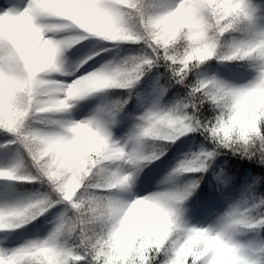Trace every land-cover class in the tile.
<instances>
[{
	"label": "snow or ice",
	"instance_id": "obj_1",
	"mask_svg": "<svg viewBox=\"0 0 264 264\" xmlns=\"http://www.w3.org/2000/svg\"><path fill=\"white\" fill-rule=\"evenodd\" d=\"M50 18H56L63 29L81 30L76 21L83 25L94 20L108 21L122 33L121 38L104 31L83 32L107 41L143 44L150 49L149 54L124 62L133 67L124 88L133 87L161 62L171 70L177 83L184 84L192 69L208 61V56L201 54L202 49H210L209 55L216 52L213 57L225 61H254L258 75L249 85L235 87L210 79L201 80L192 88L191 97L201 105L214 106V119L202 122L197 115H189V109H197V104L182 102L167 111H148L141 117L139 133L131 140L137 146L144 138L175 142L199 131L210 136L217 147L249 158L258 153L264 163V31L254 32V8L249 0H29L23 11L10 7L0 12V130L14 138L11 143L27 151L36 175L13 168L0 170V178L47 182L60 197L56 202L70 203L78 215L70 228L61 218L54 232L42 242L10 254L0 252V264H220L235 251L245 254L244 264H264V246L254 250L229 237L238 218L246 222V229L264 228V219L254 220L247 212L236 209L218 229L188 227L182 221V210L174 206L187 192H160L135 200L139 203H125L124 207H133V211L119 225L98 234L89 233L86 225L91 221L85 220L82 203L73 196L74 183L68 180L69 174L75 171L79 175L74 179L84 180L86 173L104 170L118 161L139 165L140 154L126 152L113 142L106 124L98 119H53V114L66 113L73 102L85 98L69 93L70 84L60 85L55 112L40 111L46 105L41 103L39 90L47 73L55 67L54 59L62 54L60 47L49 50L47 46V34L52 32L45 21ZM229 32H242L245 38L234 40L227 52H217L216 45ZM77 37L80 39L64 47L88 38L83 34ZM103 74L102 70L99 75ZM210 88L215 92H210ZM242 112L251 121L246 127L239 123ZM35 121L55 127L37 130L33 127ZM162 128L170 131L161 135ZM37 141L45 146L42 151L34 150ZM214 155L201 152L182 163L177 172H203ZM132 179L121 176L119 186H129ZM102 190L108 189H95ZM260 203L264 204V200ZM54 206L45 197L22 207L0 210V230L23 227L21 218H25L24 222L35 220ZM162 225L167 232L160 231ZM69 237L78 239L77 247L69 246Z\"/></svg>",
	"mask_w": 264,
	"mask_h": 264
},
{
	"label": "trees",
	"instance_id": "obj_2",
	"mask_svg": "<svg viewBox=\"0 0 264 264\" xmlns=\"http://www.w3.org/2000/svg\"><path fill=\"white\" fill-rule=\"evenodd\" d=\"M255 1V0H254ZM262 1L264 0H257ZM242 32H229L221 38L223 45H231L234 39L243 36ZM120 46V52L117 57L118 64L121 65L132 57H141L149 54L148 49L143 44L116 41ZM255 63L251 60H235L225 61L220 57H213L211 60L198 65L192 69L184 84H179L172 77L171 70L163 63L150 71L131 88H111L101 91L100 96L103 98L106 110L112 112L110 117L116 120L124 121L128 115L137 112V95L139 86L146 83L148 76L152 72L158 74V84L163 88L162 93V111L174 108L179 103H195L197 109H189V115L195 114L204 123L214 119L216 111L211 103L200 104L199 101L190 96V92L201 80H206L202 76L203 71H224L237 72L244 69L250 64ZM37 124H33L35 127ZM40 125V124H38ZM1 147L8 148L18 155V169L20 172L35 176L36 169L32 164L31 157L27 151L19 144L11 143L14 139L10 134L0 130ZM140 148L145 154H155L159 159L151 162H142L139 164L140 177L147 180L164 179L165 182L173 185V189L182 188L192 182L197 187L192 195L185 201L183 205L184 214L205 215L211 210L220 207L222 200L229 189L245 190L247 194V202L256 207L252 212L255 217L264 219V204L260 201L264 200V163L260 162L259 154L249 158L241 152H233L230 149L217 147V144L210 136H206L202 132L188 133L175 142L166 140H155L152 138H144L140 144ZM201 152H213L214 157L206 162V170L195 173H178L173 175L179 166L191 160L194 156ZM177 164V165H176ZM176 165V166H175ZM115 163L109 165L110 169L114 168ZM175 166V167H173ZM0 181L6 183L16 194L23 195V206L37 199L49 198L55 206L51 207L43 215L38 216L35 220L25 224L23 227L9 230H0V236L8 238L10 241L18 239L22 236L30 239L38 230H41L48 223L53 214L61 208L65 211L64 217H73L74 210L68 202H56L60 197L53 190L52 186L40 180L35 182H26L18 179L0 178ZM83 191V189L81 190ZM176 191V190H175ZM102 195L115 193L116 190L98 191ZM18 196V195H16ZM259 205V207H257ZM264 237V228H258ZM23 238V237H22ZM69 246L77 247L78 239L73 237L68 241ZM29 245V244H28ZM264 246V243L263 245Z\"/></svg>",
	"mask_w": 264,
	"mask_h": 264
},
{
	"label": "rangeland",
	"instance_id": "obj_3",
	"mask_svg": "<svg viewBox=\"0 0 264 264\" xmlns=\"http://www.w3.org/2000/svg\"><path fill=\"white\" fill-rule=\"evenodd\" d=\"M28 2L29 0H0V12L8 10L10 7H14L18 11H23ZM168 2L172 3L173 0H168ZM249 2L254 8V32L258 33L264 31V3L257 0H249ZM82 34L87 35L88 38L81 40L80 43H77L71 50L66 52L62 57L61 72L51 74L49 78L55 79L61 84H71L76 79L95 72L106 65L117 66V56L120 52L119 42H108L101 37L84 33L83 30L79 28L64 29L57 33H48L47 37L62 40L69 37H77ZM244 38L245 36L243 35L239 39L234 40L238 41ZM84 40H97L99 42L89 41L87 42L89 45H87L84 44L86 43ZM257 75L258 72L255 63L250 64L244 69L237 70V72L210 70L202 72V76L205 77L206 80L216 79L235 87H244L251 84L256 79ZM157 76V73L148 76L146 83L139 86L137 95L138 110L134 114L128 115L124 121L110 117L113 115L112 112L106 110L103 98L99 97L101 91L92 93L88 97L73 102V106L68 112L53 114L52 118L55 120H70L75 122L98 119L106 124L111 134L112 141L125 148L126 152H131L137 147V145L132 142L131 138L139 133L140 127L143 124L141 117L148 111H162L163 88L159 86ZM54 127V125L37 124L34 128L51 130L54 129ZM17 157V153L0 146V170L17 168L19 160ZM111 170H119L121 174L133 177L129 186L109 194V196H115L126 204H131L137 199L153 196L156 193L177 190L173 189L171 186L173 185L172 182L169 184L161 178L159 180L140 179L139 165H132L126 161L115 162V166L111 168ZM247 194L248 193L245 190L243 191V189H229L222 200V207L220 209L217 207L205 215L190 216L189 213L188 216L183 212L182 219L188 227L201 229H218L228 214L236 209H239L241 212H247L254 220L259 219L261 217L260 213H258L259 217H255V215L252 214V212L256 210V207L247 202ZM19 195L20 194H16L12 191L6 183H0V210L22 207L23 195ZM64 216V209L61 208L56 211L52 219L28 240L27 237H24L25 235L22 236L23 238L20 237L13 241L0 236V252L10 254L16 249L25 247L28 244L42 242L48 239ZM235 240L239 244L245 247H251L254 250L261 247L264 243L263 234L258 228L241 230L236 235Z\"/></svg>",
	"mask_w": 264,
	"mask_h": 264
},
{
	"label": "clouds",
	"instance_id": "obj_4",
	"mask_svg": "<svg viewBox=\"0 0 264 264\" xmlns=\"http://www.w3.org/2000/svg\"><path fill=\"white\" fill-rule=\"evenodd\" d=\"M76 23L83 30L89 31L92 34H95L97 31H104L109 36L115 38L122 37V33L108 21L94 20L90 21L87 25H83L79 21H76ZM45 26L48 27L52 33H57L61 30H64L62 26L56 22V18H50L49 20L45 21ZM79 39V37H69L66 39L57 40L47 37L46 43L49 50L60 47L62 54L54 59L53 63L55 67L47 73V76L43 81V85L39 90V94L42 97L41 103L46 105V107L40 109V111L55 112L56 102L62 89L60 88L61 83L55 79L49 78V76L51 74L61 72L62 57L76 44L73 43L71 47H64V45L70 41H77ZM229 46L230 45H223L220 40V42L216 45V51L227 52L229 50ZM210 51V49H202L201 54L208 56V60H211L213 56L216 55V52H212L211 55H209ZM102 70L104 71V74L99 75ZM132 72L133 67L131 65H125L124 63L117 66L106 65L95 72L76 79L70 84V87L67 91L73 95H84L85 97H88L90 94L100 92L104 89L124 88L125 81L129 78ZM209 91L215 92V89L210 88ZM239 123L242 127H246L251 123V121L247 118L246 113H241V120ZM33 124L39 123L38 121H35ZM36 129L40 130L39 128ZM168 131H170V129L167 128H162L160 130L161 135L167 133ZM33 147L34 150L39 152L42 151L45 146L41 142L37 141ZM132 151H136L140 154V163L151 162L155 159H159V156L155 154H145L140 148V145L134 148ZM153 157H155V159H153ZM193 166L195 167L196 165ZM176 174H178L177 170L175 173H173V175ZM78 175L79 174L74 171L73 173L69 174L68 180H71L74 183L73 196H78V202L82 203V210L86 213L85 220L91 221L86 225L90 234H98L102 231H105L106 229H111L112 227L119 225L124 219L128 217L129 213L133 211V207L125 208V203L115 196L102 195L98 191H95L97 188L120 190L122 189V187L119 186L121 176L130 175H123L119 170L112 171L109 166L104 170H97L95 173H86V178L84 180L74 179V177ZM193 185H196V183L192 182L191 184H188L182 188H178L176 191H171L173 193L180 194L187 192V195L179 202V204L174 205L175 207H179L182 210V216L184 211L183 205L185 201L192 195L195 188L197 187V185L196 187H193ZM82 189L83 191H81ZM135 203H139V201H135ZM72 209L74 210L73 217H62L68 222L69 228L71 227V222L78 215L73 207ZM27 215L28 214L26 213L25 217ZM24 221L25 218H21V222L24 223V225L31 222ZM246 227V222L242 218H238L234 224V231L229 233V237L235 240L236 235L241 230L246 229ZM197 230L203 231L201 229ZM160 231L167 232L168 229L166 226L162 225ZM68 239L70 240L71 237ZM244 261L245 254L240 251H235L231 253L227 259L220 261V264H244ZM21 264H26V261H22Z\"/></svg>",
	"mask_w": 264,
	"mask_h": 264
}]
</instances>
